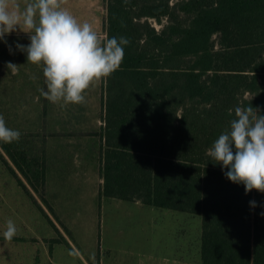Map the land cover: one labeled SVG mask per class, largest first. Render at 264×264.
<instances>
[{"label": "trees", "instance_id": "trees-1", "mask_svg": "<svg viewBox=\"0 0 264 264\" xmlns=\"http://www.w3.org/2000/svg\"><path fill=\"white\" fill-rule=\"evenodd\" d=\"M104 4L106 39L131 43L105 78L101 194L201 215L202 264H264V193L246 195L207 154L234 118L230 108L264 112V0ZM0 147L49 203L44 149Z\"/></svg>", "mask_w": 264, "mask_h": 264}, {"label": "rangeland", "instance_id": "rangeland-1", "mask_svg": "<svg viewBox=\"0 0 264 264\" xmlns=\"http://www.w3.org/2000/svg\"><path fill=\"white\" fill-rule=\"evenodd\" d=\"M51 128L44 126L40 135V145L43 148L45 143L47 154L45 194L49 203L35 192L41 208L39 222L36 214L29 228L22 229L20 222L13 221L17 235L11 240L0 237L9 241L0 243V248L32 249L39 243L41 264H172L170 258L175 254L197 258L201 215L106 198L100 192V167L86 178L67 177L66 184L59 183L63 173L51 155ZM24 202L18 196L16 202L12 198L7 205L3 204V209H8L7 222L14 209L23 211ZM28 232L30 237H21Z\"/></svg>", "mask_w": 264, "mask_h": 264}, {"label": "clouds", "instance_id": "clouds-1", "mask_svg": "<svg viewBox=\"0 0 264 264\" xmlns=\"http://www.w3.org/2000/svg\"><path fill=\"white\" fill-rule=\"evenodd\" d=\"M67 4L68 0H25L21 6L20 0H0V42L7 44L6 37L12 33L27 34L29 43L15 47L27 54V62L43 65L47 90L41 89L42 95L52 103L83 104L84 93L94 82L120 68L131 41L124 36L102 40L93 24L80 22ZM6 67L13 75L18 71L12 62ZM228 111L234 112V118L207 154L227 180L244 186L246 195L254 189L264 193V112L250 103ZM20 137L0 115V141L11 144ZM249 204L252 209L258 206L255 200ZM260 215L264 217V211ZM16 233L9 220L4 238L11 240Z\"/></svg>", "mask_w": 264, "mask_h": 264}, {"label": "crops", "instance_id": "crops-1", "mask_svg": "<svg viewBox=\"0 0 264 264\" xmlns=\"http://www.w3.org/2000/svg\"><path fill=\"white\" fill-rule=\"evenodd\" d=\"M21 6L25 0H20ZM80 22L88 21L93 24L102 40H106V10L104 0H68L66 5ZM7 44L0 42V115L5 119L6 126L23 133L20 141L32 154L40 153V135L44 126L52 127L50 142L54 143L51 150L53 160L57 161L58 168L63 177L59 183H67V177L73 179L86 178L92 171L98 172L100 167V136L96 134L105 124L103 117L102 95L104 94L105 78L94 82L85 91L83 104H64L63 101L52 103L41 93L46 89L43 65H33L27 62V54L16 49V43L27 45L28 35L19 32L9 34ZM9 46L12 51L10 54ZM18 65V71L13 75L7 69L6 63ZM35 75L36 80L30 77ZM57 136V137H55ZM46 158L45 143L43 146ZM0 237L7 229L8 209H3V204L18 196L25 201L23 211L14 209L11 221L20 222L21 228L31 227L30 221L40 219V204L36 193L29 181L15 165L10 156L0 147ZM46 164L48 162L46 160ZM16 171L17 176L13 173ZM22 181L20 182L19 179ZM102 185L103 178H100ZM34 198L27 193L26 188ZM39 195V194H38ZM141 202L140 200H135ZM38 208H36V204ZM142 203V202H141ZM20 216L22 218H20ZM31 231V230H30ZM32 232V231H31ZM17 235V234H16ZM30 237L28 232L21 237ZM38 238H41L38 233ZM0 238V243L6 242ZM9 243V241H7ZM18 242V241H13ZM0 248V264H41V249L38 246L32 249L18 247ZM197 258L190 255H174L170 260L172 264H202L200 248Z\"/></svg>", "mask_w": 264, "mask_h": 264}]
</instances>
